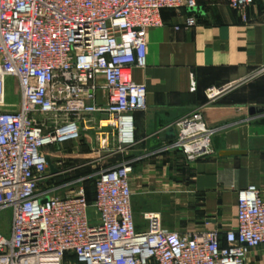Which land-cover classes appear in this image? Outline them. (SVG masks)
I'll use <instances>...</instances> for the list:
<instances>
[{"label":"built area","instance_id":"obj_1","mask_svg":"<svg viewBox=\"0 0 264 264\" xmlns=\"http://www.w3.org/2000/svg\"><path fill=\"white\" fill-rule=\"evenodd\" d=\"M224 1L243 18L254 3ZM194 7V0H0V212H10L0 264H246L264 245V200L254 185L237 192L234 228L180 232L163 228L152 211L137 228L124 163L96 173L91 201L86 175L52 183L64 171L45 172L46 148L78 140L83 128L96 130L101 148L110 139L117 152L135 143L133 114L147 107L146 87L130 68L145 65L147 31L163 25L162 10ZM196 20L189 15L182 25ZM8 78L18 87L15 110L4 109ZM171 127L167 148L186 162L213 153L215 129L199 111Z\"/></svg>","mask_w":264,"mask_h":264},{"label":"crops","instance_id":"obj_2","mask_svg":"<svg viewBox=\"0 0 264 264\" xmlns=\"http://www.w3.org/2000/svg\"><path fill=\"white\" fill-rule=\"evenodd\" d=\"M194 1L191 11L162 10L163 25L147 31L145 65L130 68L132 80L146 87L147 107L133 114L135 143L116 163L131 169L138 229L141 213L152 211L169 230L222 234L236 226L240 189L254 185L264 200V111L250 113L264 108V0H254L245 18L224 0ZM192 14L196 24L184 27ZM12 86L16 99L7 100L6 110L18 107V87L8 78L6 89ZM210 87L224 91L208 100ZM95 100L102 103L99 93ZM193 111L215 129L213 153L186 162L167 146L175 136L171 125ZM223 150L242 153L220 156ZM246 264H264V245Z\"/></svg>","mask_w":264,"mask_h":264},{"label":"rangeland","instance_id":"obj_3","mask_svg":"<svg viewBox=\"0 0 264 264\" xmlns=\"http://www.w3.org/2000/svg\"><path fill=\"white\" fill-rule=\"evenodd\" d=\"M7 90V100L15 101V89L13 86ZM88 118L93 116H87ZM92 122L91 124H93ZM51 130V129H49ZM101 138L96 134L95 129L83 128L78 140L68 141L60 145H53L46 148L51 157L53 165L64 172L56 177L52 183L60 182L65 178H73L79 175H86L85 186L87 192L92 194V183L96 173L102 169L114 166L120 158L116 151L117 143L110 139L109 143L103 148L100 147ZM78 166V167H76ZM76 167L74 170L67 171ZM65 177V178H64ZM43 186V185H42ZM88 216L91 215V208L87 210ZM10 222V212L8 210L0 212V231H8Z\"/></svg>","mask_w":264,"mask_h":264},{"label":"water","instance_id":"obj_4","mask_svg":"<svg viewBox=\"0 0 264 264\" xmlns=\"http://www.w3.org/2000/svg\"><path fill=\"white\" fill-rule=\"evenodd\" d=\"M263 111H264V108H260V109L251 108L250 109V113H252V114L255 113V112H263ZM170 130L173 131V128L170 127ZM241 153L242 152L238 151V150H223V151L219 152V155L220 156H228V155H235V154H241ZM56 171H57V169L54 167L51 158L48 156L47 157V166H46L45 172L53 174ZM45 200L46 199H44V201Z\"/></svg>","mask_w":264,"mask_h":264},{"label":"trees","instance_id":"obj_5","mask_svg":"<svg viewBox=\"0 0 264 264\" xmlns=\"http://www.w3.org/2000/svg\"><path fill=\"white\" fill-rule=\"evenodd\" d=\"M85 188H86V196H87V200H88V201H91L92 198H93V191H92V194H89V193L87 192V187H86V186H85Z\"/></svg>","mask_w":264,"mask_h":264}]
</instances>
